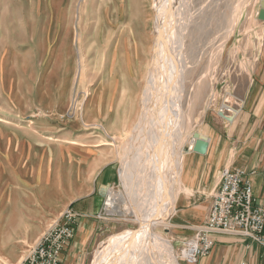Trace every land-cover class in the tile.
<instances>
[{"label": "rangeland", "instance_id": "obj_1", "mask_svg": "<svg viewBox=\"0 0 264 264\" xmlns=\"http://www.w3.org/2000/svg\"><path fill=\"white\" fill-rule=\"evenodd\" d=\"M183 4L185 154L204 118L234 111L243 99L246 58L260 35L246 33L259 21L258 0ZM153 6L154 0H0V264H20L106 163L118 168L107 189L125 195L130 209L120 170L133 162L155 40ZM180 181L176 203L153 232L184 264L183 240L171 222L174 203L187 196ZM108 209L103 203L102 228L84 264L110 257L138 227L132 215Z\"/></svg>", "mask_w": 264, "mask_h": 264}, {"label": "crops", "instance_id": "obj_2", "mask_svg": "<svg viewBox=\"0 0 264 264\" xmlns=\"http://www.w3.org/2000/svg\"><path fill=\"white\" fill-rule=\"evenodd\" d=\"M246 33L255 38L260 36L251 44L246 58L243 99L233 108L234 112L223 109L224 115L232 116L231 120L218 112L204 118L199 132L207 139L206 154L189 152L182 159L180 187L187 196L176 206L175 199L173 210L176 212L171 217L173 232L179 241L191 238L206 220L224 168L242 169L253 188L256 203L264 207V21H258ZM117 181L118 168L112 161L106 163L97 171L89 191L70 202L81 217L74 225L75 234L60 264L76 261L84 264L87 249L96 239L97 230L102 228L100 214L107 188ZM213 240L211 252L196 264H264V243L232 234H215Z\"/></svg>", "mask_w": 264, "mask_h": 264}, {"label": "bare ground", "instance_id": "obj_3", "mask_svg": "<svg viewBox=\"0 0 264 264\" xmlns=\"http://www.w3.org/2000/svg\"><path fill=\"white\" fill-rule=\"evenodd\" d=\"M183 2L154 0L155 40L143 108L132 136L134 157L131 154L133 162H125L120 170L130 209L122 203L125 195L107 189L108 211L132 215L138 227L125 234L115 253L108 258L104 255L98 264H178L169 241L154 233L153 227L174 201L184 156V59L179 34Z\"/></svg>", "mask_w": 264, "mask_h": 264}, {"label": "built area", "instance_id": "obj_4", "mask_svg": "<svg viewBox=\"0 0 264 264\" xmlns=\"http://www.w3.org/2000/svg\"><path fill=\"white\" fill-rule=\"evenodd\" d=\"M225 109L232 111L230 108ZM107 200L108 197L105 206ZM80 217L73 209L63 210L35 244L27 249L20 264H60L63 252L75 234L74 225ZM263 231L264 207L256 203L245 172L240 168H224L219 185L212 195L207 218L196 228L191 238L181 242L179 258L186 264H196L211 252L215 234L240 235L263 244Z\"/></svg>", "mask_w": 264, "mask_h": 264}, {"label": "water", "instance_id": "obj_5", "mask_svg": "<svg viewBox=\"0 0 264 264\" xmlns=\"http://www.w3.org/2000/svg\"><path fill=\"white\" fill-rule=\"evenodd\" d=\"M257 19L259 21H264V0L259 1V10L257 14ZM219 115L225 119L231 120L232 116H226L224 115L223 111L220 110ZM193 138H194V144L192 147V152L204 155L206 154L207 150V139L205 136H203L200 132L196 131L193 133Z\"/></svg>", "mask_w": 264, "mask_h": 264}]
</instances>
